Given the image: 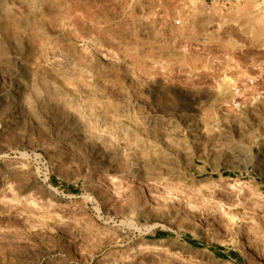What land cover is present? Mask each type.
I'll return each mask as SVG.
<instances>
[{
  "label": "rangeland",
  "instance_id": "obj_1",
  "mask_svg": "<svg viewBox=\"0 0 264 264\" xmlns=\"http://www.w3.org/2000/svg\"><path fill=\"white\" fill-rule=\"evenodd\" d=\"M0 264H264V0H0Z\"/></svg>",
  "mask_w": 264,
  "mask_h": 264
},
{
  "label": "bare ground",
  "instance_id": "obj_2",
  "mask_svg": "<svg viewBox=\"0 0 264 264\" xmlns=\"http://www.w3.org/2000/svg\"><path fill=\"white\" fill-rule=\"evenodd\" d=\"M145 169H146V171H148L149 175H152V173L155 172L156 169H160V167L158 168V167L155 166V164L151 163L148 166H145ZM165 201H167V200H165ZM244 231L245 230H243V229H241V231H238L237 234L235 235L236 237L232 241V244H233V246L236 249H243L244 248V244H245V240L244 239L245 238H239V237H242V234H243ZM166 247H163V246H160V245H150V246L140 247L139 251H142L143 249H145L148 252V255H151V254H153L155 252H162V253L168 254L169 251H170L169 250L170 248H166ZM124 251H128V250H124ZM130 253L131 252H124L123 255H128ZM178 256H180V252L176 253V257H178Z\"/></svg>",
  "mask_w": 264,
  "mask_h": 264
},
{
  "label": "trees",
  "instance_id": "obj_3",
  "mask_svg": "<svg viewBox=\"0 0 264 264\" xmlns=\"http://www.w3.org/2000/svg\"><path fill=\"white\" fill-rule=\"evenodd\" d=\"M231 254H232V255H235V253H234V252H231ZM220 255H221V256H224V255H222V254H220Z\"/></svg>",
  "mask_w": 264,
  "mask_h": 264
}]
</instances>
